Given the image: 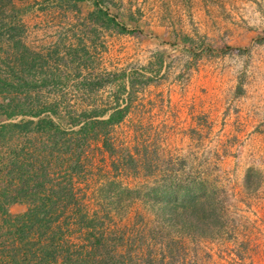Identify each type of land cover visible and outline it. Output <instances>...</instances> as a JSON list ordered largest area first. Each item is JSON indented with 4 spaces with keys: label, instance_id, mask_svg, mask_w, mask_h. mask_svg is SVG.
<instances>
[{
    "label": "rangeland",
    "instance_id": "rangeland-1",
    "mask_svg": "<svg viewBox=\"0 0 264 264\" xmlns=\"http://www.w3.org/2000/svg\"><path fill=\"white\" fill-rule=\"evenodd\" d=\"M0 77V264H264V0H0Z\"/></svg>",
    "mask_w": 264,
    "mask_h": 264
},
{
    "label": "trees",
    "instance_id": "trees-1",
    "mask_svg": "<svg viewBox=\"0 0 264 264\" xmlns=\"http://www.w3.org/2000/svg\"><path fill=\"white\" fill-rule=\"evenodd\" d=\"M62 1H64V2H74L75 3V2H82L84 0H62ZM12 46L14 47L13 53H15V55L13 57H10V56L8 57L12 61V64H13L12 70L10 71V74H8V75L11 78H14L16 80H21L22 81V79L28 74V71H29V68H28V66L30 64L29 51H27L26 49L23 50V47L19 44L18 41L13 42ZM19 48L21 49L20 51H18ZM11 86H12V84H10L9 81H6V79H2L0 77V92L2 90L3 91L8 90L9 88H7V87H11ZM28 114L31 115L30 113H28ZM32 115H34L32 117H38L39 114H32ZM12 116H13V114L5 115L6 120L11 119ZM107 122H109V120H107ZM52 126H53V121L49 117L37 118L36 121L20 120L18 122H8L6 124H1L0 125V135H2L3 132H13V131H16L17 133H20V134H28V133H31V132L34 133V134H36V133L40 134L44 130L50 129ZM93 126H94V124L92 122L85 123L84 127H83L84 134H82V137H78L76 142L79 141L80 139L85 140L86 143H87V139L91 140L93 136L92 135H88V134H89V129H92ZM13 165H14L13 169L15 168V171L17 173L19 172L21 174V176L26 173L27 162L24 163L22 161L18 165H16L15 163ZM31 165H35V168L38 171H39V169L41 167V165L38 162L36 164L33 163ZM38 177H40L41 180L37 181L36 185L33 187L34 190H37V192H34V193H39V192L44 191L42 189V185L43 184L45 185V183H46V180L42 178V177H44V175H40ZM23 182L25 183L26 180L21 181V185L18 188V191H20L22 193L18 195V198L19 197L20 198L24 197L23 192L26 189H28V187L25 188V185H24ZM63 191H66L67 194H69L68 193L69 192V188H67V187L65 188L64 186L63 187L58 186L54 190H51V192H49V194L47 196H41V197H45L44 201L48 203V207H53L54 204L56 203V201H58V200L66 202L67 196L63 195L62 199H60V197L62 195H60L59 193L63 194L64 193ZM64 194H66V193H64ZM51 198H53L52 199L53 202L50 201ZM12 200H15V198H13ZM38 205H39L38 209H42V208L47 206L46 203L41 202V201H39L38 204H36V206H38ZM34 210H37V207H35ZM23 218L27 219L28 223L22 225V227H27V226H25L27 224L29 226V223H30V225L31 224H36L37 225V230H40L47 221L50 222L49 219L50 220L54 219V221H55V219H57L56 217H53V218L47 219V221H44L43 216L39 217V216H37L36 214H33V213L32 214L25 213L18 220L21 222ZM196 223H198L200 226H202V224L200 222H198V220H196ZM53 224H51L49 226L53 230H51L48 227V232L56 234L57 230H58V227L57 226L56 227H52ZM28 229H30V228H28ZM30 231H33V230H30ZM16 232L18 234V232L19 233L22 232V229L21 230H17ZM38 232H40V231H38ZM54 242H56L55 239L50 238V239L45 240L41 244V246H40V248L38 250V253H39L38 260H40L42 262V264H43V262L50 261V260H52L53 262H56L55 258L53 257L54 251H53L52 246H51V244L54 243ZM77 256L78 255H76V256L74 255V257H71L70 254H65L63 257L60 258L61 262H62L61 264H87V263H85L87 261H85L84 259L79 260L77 258ZM11 263L12 264H23L22 262H19L17 260H12Z\"/></svg>",
    "mask_w": 264,
    "mask_h": 264
}]
</instances>
